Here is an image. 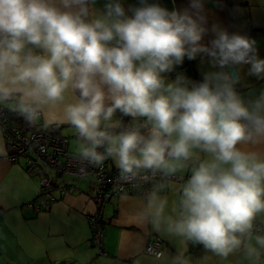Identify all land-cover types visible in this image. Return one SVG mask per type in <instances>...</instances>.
Here are the masks:
<instances>
[{"label":"clouds","instance_id":"obj_1","mask_svg":"<svg viewBox=\"0 0 264 264\" xmlns=\"http://www.w3.org/2000/svg\"><path fill=\"white\" fill-rule=\"evenodd\" d=\"M197 57L199 81L169 78ZM245 76L264 79L256 40L209 27L205 0H0V108L69 126L81 172L111 160L120 201L140 193L134 264H264V89Z\"/></svg>","mask_w":264,"mask_h":264},{"label":"crops","instance_id":"obj_2","mask_svg":"<svg viewBox=\"0 0 264 264\" xmlns=\"http://www.w3.org/2000/svg\"><path fill=\"white\" fill-rule=\"evenodd\" d=\"M149 2L162 5L161 0ZM172 2L175 9L189 5V0ZM123 3L127 9L129 5L138 4V0H123ZM205 12L209 27L218 24L229 33L255 39L258 55L264 59V0H205ZM210 39L211 33L205 36L204 42ZM187 67L191 68L187 77L195 80L194 75L201 78L206 64L201 63L200 57L195 60L185 58L169 78L175 79L176 74ZM247 68L244 66L243 73ZM262 89L264 79L245 76V86L240 91L247 94ZM60 132L69 138V143L70 139H76L67 125L61 126ZM6 152L8 154L7 149ZM29 163L26 157L11 162L7 155L0 156V264H134L133 246L139 229L133 225L128 210L139 203L140 196L128 195V203L121 202L118 197L106 205L105 254L99 255L91 244L86 220L95 209L94 203L86 194H68L52 203L48 210L35 212L29 203L38 194L39 179L28 171ZM107 167L118 170L111 160H108ZM154 239L159 238L153 234L148 242ZM161 241L164 243L162 249L171 248L166 241ZM190 253L194 259H199L204 250L201 246H190Z\"/></svg>","mask_w":264,"mask_h":264},{"label":"built area","instance_id":"obj_3","mask_svg":"<svg viewBox=\"0 0 264 264\" xmlns=\"http://www.w3.org/2000/svg\"><path fill=\"white\" fill-rule=\"evenodd\" d=\"M0 128L4 130L9 161L28 158V171L38 176L39 191L29 205L35 212L46 211L68 194H86L95 206L93 213L86 216L91 244L99 255H104V209L121 195L116 189L118 170H109L107 160L100 168L89 166L81 172V165L68 150L69 138L61 134V127L45 130L39 126H18L10 119L7 109L0 108ZM125 187L128 195L140 196L136 190ZM153 242L160 249L164 246L159 239L149 243Z\"/></svg>","mask_w":264,"mask_h":264},{"label":"trees","instance_id":"obj_4","mask_svg":"<svg viewBox=\"0 0 264 264\" xmlns=\"http://www.w3.org/2000/svg\"><path fill=\"white\" fill-rule=\"evenodd\" d=\"M194 78L196 81H199L201 78L199 76L194 75ZM8 111V110H7ZM8 114L10 116V119L18 126H24L28 125L21 117L17 116L14 113H11L8 111Z\"/></svg>","mask_w":264,"mask_h":264},{"label":"water","instance_id":"obj_5","mask_svg":"<svg viewBox=\"0 0 264 264\" xmlns=\"http://www.w3.org/2000/svg\"><path fill=\"white\" fill-rule=\"evenodd\" d=\"M161 3L164 7L168 8L169 10L174 9V4L172 0H161ZM181 73L187 76L191 73V68L187 67L184 70H182Z\"/></svg>","mask_w":264,"mask_h":264},{"label":"rangeland","instance_id":"obj_6","mask_svg":"<svg viewBox=\"0 0 264 264\" xmlns=\"http://www.w3.org/2000/svg\"><path fill=\"white\" fill-rule=\"evenodd\" d=\"M75 140L76 139H70V143H69V148H70V150H69V152H71V153H73V151H74V147H75ZM6 147V146H5Z\"/></svg>","mask_w":264,"mask_h":264}]
</instances>
